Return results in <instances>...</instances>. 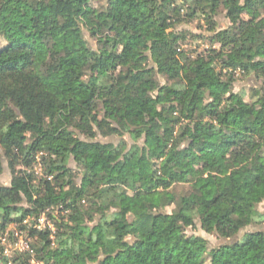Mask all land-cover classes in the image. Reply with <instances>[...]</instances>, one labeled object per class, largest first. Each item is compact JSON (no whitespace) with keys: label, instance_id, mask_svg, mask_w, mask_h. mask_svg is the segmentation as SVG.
I'll return each mask as SVG.
<instances>
[{"label":"trees","instance_id":"1","mask_svg":"<svg viewBox=\"0 0 264 264\" xmlns=\"http://www.w3.org/2000/svg\"><path fill=\"white\" fill-rule=\"evenodd\" d=\"M196 18L217 47L192 55L177 26ZM0 39L16 264H264V228L239 236L264 225V0H0Z\"/></svg>","mask_w":264,"mask_h":264},{"label":"rangeland","instance_id":"2","mask_svg":"<svg viewBox=\"0 0 264 264\" xmlns=\"http://www.w3.org/2000/svg\"><path fill=\"white\" fill-rule=\"evenodd\" d=\"M23 0H16V2L18 4H20ZM217 20V28L222 29L225 28L228 25V20L224 17L223 14L219 15L216 17ZM177 30H185L187 32H189V35L185 38L184 42H182V50L186 51L187 53L190 54H195L198 52H203L207 49H209L210 47H217V45H213L211 44L207 39L205 38H201L199 37L200 35H208L209 31L207 30V25L203 23L202 20H198L196 19H192L190 21L187 22H182L181 24H179L177 26ZM3 41L0 39V46L2 45ZM162 78H161V82H162ZM256 81L253 78V76H250L246 79H239L233 86V91H239L240 89H245L247 93H249V88L248 87H253L255 86ZM80 139H83L82 136H79ZM97 139L101 142H113V143H117L121 138L116 137V136H110V137H101L98 136ZM124 139L126 140V144L127 146H130L132 144V140L130 139V137L128 135L124 136ZM69 166L75 168L74 166V162L72 160L69 161L68 163ZM29 171H32L35 178V181L41 177L42 173H43V166H42V160L40 157V154L36 155L35 157V163L32 165V167L29 169ZM10 180V171L6 166V163L3 162V171L0 174V184H8ZM181 188H179L177 186L176 190L180 191ZM25 205V204H23ZM173 206L167 207L164 210V215L168 214L171 212ZM257 210L264 212V202L260 203L257 206ZM54 214L56 215V217L59 216L60 213H58V211H54ZM48 217V215H46ZM48 221L51 222V224H53V222L49 219V217L47 218ZM24 223H20L19 221H13V222H9L7 224V227L5 229V231H8L9 233L14 232V231H22V233L24 234V236H26L27 232L26 230L23 228ZM258 228H264V225H259V226H252L247 228L244 231H241L239 233V236H241L243 233L248 232L250 230H255ZM190 233L192 231H189ZM195 233H201L199 230H196ZM203 234V233H201ZM204 235V234H203ZM212 244H216L217 241L215 240L214 237L212 236H206L204 235ZM1 252H0V256H1ZM16 256V255H15ZM33 264H38L35 263L34 261H32ZM1 264V261H0Z\"/></svg>","mask_w":264,"mask_h":264},{"label":"built area","instance_id":"3","mask_svg":"<svg viewBox=\"0 0 264 264\" xmlns=\"http://www.w3.org/2000/svg\"><path fill=\"white\" fill-rule=\"evenodd\" d=\"M47 216L43 213L34 224V228L36 229H50L52 232L54 231L53 224L47 220ZM29 219H24L22 223L26 224ZM27 232V231H26ZM29 235L28 232L26 236L22 233V231H14L9 233L8 231H4L3 234L0 235V245L2 247L1 254L7 258V264H16L13 261V256L19 252H23L29 249ZM42 264V263H38Z\"/></svg>","mask_w":264,"mask_h":264}]
</instances>
